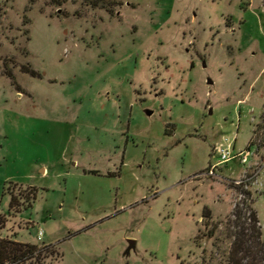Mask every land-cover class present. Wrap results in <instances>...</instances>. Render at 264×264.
Returning a JSON list of instances; mask_svg holds the SVG:
<instances>
[{"label":"rangeland","instance_id":"obj_1","mask_svg":"<svg viewBox=\"0 0 264 264\" xmlns=\"http://www.w3.org/2000/svg\"><path fill=\"white\" fill-rule=\"evenodd\" d=\"M245 178L264 238V0H0L1 238L221 264Z\"/></svg>","mask_w":264,"mask_h":264},{"label":"trees","instance_id":"obj_2","mask_svg":"<svg viewBox=\"0 0 264 264\" xmlns=\"http://www.w3.org/2000/svg\"><path fill=\"white\" fill-rule=\"evenodd\" d=\"M23 71L31 77L39 75L27 68ZM244 185L238 186L237 191L245 197L244 208L238 207L234 213L233 227L231 233L233 239L225 260L221 264H264V238L262 237L259 220L252 208L251 194L243 189ZM37 190L28 188L26 199L35 200ZM248 203V204H247ZM15 206V197L11 196L9 202V213ZM245 211V212H244ZM206 213V212H204ZM210 232V236H212ZM50 250V251H49ZM46 251L54 253L51 246L39 247L37 245L25 244L12 238L0 237V264H43L42 253Z\"/></svg>","mask_w":264,"mask_h":264},{"label":"built area","instance_id":"obj_3","mask_svg":"<svg viewBox=\"0 0 264 264\" xmlns=\"http://www.w3.org/2000/svg\"><path fill=\"white\" fill-rule=\"evenodd\" d=\"M214 151H215L216 155H219V161L217 164L211 166L208 170H206L209 176H216L215 172H216V169L218 168V166L221 164H226L228 161H230L234 158H238L239 162L242 165H245L247 163V154L240 152L237 155H233L231 145L227 141H225L224 145H221L219 147H215ZM248 180L249 179L245 178L244 180H237L234 183L236 185L240 186V185L246 184V182ZM42 237H43V231L41 229H39L37 232V240L41 241Z\"/></svg>","mask_w":264,"mask_h":264},{"label":"crops","instance_id":"obj_4","mask_svg":"<svg viewBox=\"0 0 264 264\" xmlns=\"http://www.w3.org/2000/svg\"><path fill=\"white\" fill-rule=\"evenodd\" d=\"M48 171H47V168H43V169H41L40 170V174L42 175V177H47V173ZM29 188H31V187H29ZM33 188V187H32ZM39 230V229H38ZM17 235L18 234H16V235H14V239L16 240V241H18V239H17ZM43 236H44V232H43ZM43 238V237H42ZM42 241V240H41ZM18 242H20V241H18ZM21 243H23V242H21ZM25 244H30V243H25ZM31 245H35V244H31Z\"/></svg>","mask_w":264,"mask_h":264},{"label":"water","instance_id":"obj_5","mask_svg":"<svg viewBox=\"0 0 264 264\" xmlns=\"http://www.w3.org/2000/svg\"><path fill=\"white\" fill-rule=\"evenodd\" d=\"M208 84H211V82H209ZM148 115H150V113H148ZM129 244L132 246L133 242H129ZM129 253V250L127 251V254Z\"/></svg>","mask_w":264,"mask_h":264}]
</instances>
